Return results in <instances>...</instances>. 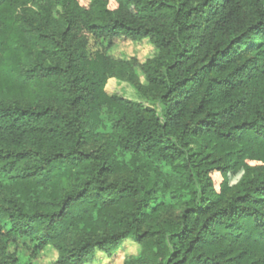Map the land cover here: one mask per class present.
<instances>
[{
    "label": "trees",
    "instance_id": "1",
    "mask_svg": "<svg viewBox=\"0 0 264 264\" xmlns=\"http://www.w3.org/2000/svg\"><path fill=\"white\" fill-rule=\"evenodd\" d=\"M114 2L0 0V264H22L12 235L56 264L129 239L124 264H264V2ZM120 38L158 49L146 85L110 57Z\"/></svg>",
    "mask_w": 264,
    "mask_h": 264
},
{
    "label": "rangeland",
    "instance_id": "2",
    "mask_svg": "<svg viewBox=\"0 0 264 264\" xmlns=\"http://www.w3.org/2000/svg\"><path fill=\"white\" fill-rule=\"evenodd\" d=\"M89 0H80V2L86 3ZM111 6H115L114 0H108ZM264 2V0H262ZM46 0H33V6L39 10L41 7L45 6ZM54 16H58V9L52 11ZM158 54V49L155 45L148 39L144 38L141 40H131L126 38L117 39L114 46L110 49L109 55L113 59H123V60H136L139 65L135 67V74L137 81L141 85H146L147 80L144 72L142 71L140 64L145 63L147 60L152 59ZM34 53H30L24 56L23 60H31ZM136 81L130 82L128 80H121L112 77L108 80L105 90L110 96H117L123 99L139 102L145 106H154L160 111V107L156 102H151L139 95L137 89ZM0 96H10V93H4L0 88ZM229 143L225 146L224 151H228ZM195 148V144L191 146ZM128 155H125V162L128 160ZM170 165L161 164L159 170L162 172H169ZM136 174L128 168H124L118 174H116L112 179L118 182L131 179L135 180ZM140 179V178H139ZM137 182V181H136ZM3 188V186L1 187ZM2 193L6 191L0 189ZM178 211H169L165 215L176 214ZM11 252H17V255L22 264H56L59 253L55 246L50 245L46 247L39 253H35L34 245L28 240L18 236H11V241L8 245ZM142 245L133 241L126 240L116 253L109 256L101 251H97L92 262L88 264H124L125 260L130 256H137L142 251Z\"/></svg>",
    "mask_w": 264,
    "mask_h": 264
}]
</instances>
